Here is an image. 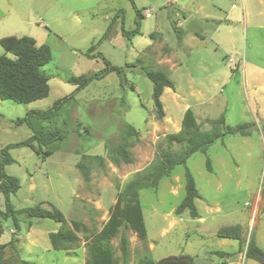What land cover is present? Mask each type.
Listing matches in <instances>:
<instances>
[{
  "label": "rangeland",
  "instance_id": "1",
  "mask_svg": "<svg viewBox=\"0 0 264 264\" xmlns=\"http://www.w3.org/2000/svg\"><path fill=\"white\" fill-rule=\"evenodd\" d=\"M133 2L144 16L141 34L131 41L145 39L152 47L132 49L121 35V23L127 30L134 28L136 12L130 0H71L70 7L79 9L81 22L48 24L55 33L46 43L51 60L41 69L49 77L47 97L31 103L0 100L1 149L31 135L25 124L14 123L16 118L31 109L45 110L56 99L69 95L75 87L68 77L90 75L104 66L100 57H89L88 53L100 52L111 64L123 67L120 74L111 72L91 81L51 122H42L43 128L57 129L63 135L53 144L56 150L51 155L41 158L29 147L14 148L9 152L15 161L4 168L19 180V189L9 196L13 207H57L67 221L79 222L82 230L77 232V246L68 252L51 248L48 233L59 227L51 219L22 215L18 229L10 217L0 219V243L12 238L14 244V248L6 244L0 264H83L84 238L100 229L126 184L161 152L180 150L178 143L169 146L166 137L180 129L182 114L191 106L202 130L210 129L211 120L224 114V124L234 127L247 123L250 134L227 133L186 160L200 195L195 199L199 218H190L187 211L174 213L184 194V165L175 166L155 189H140L146 237L141 239L122 226L110 241L115 255L119 256V237L124 234L130 242L129 264H138L145 256L154 264L182 260V254L192 260L198 257L195 264H225L223 257L213 252L233 247L232 243L236 247L237 242L215 232L235 223L243 226L245 239L256 235L264 250V0ZM205 16H225L227 20L206 21ZM177 22L184 35L185 45L180 48ZM55 29L61 34L56 35ZM190 30L202 34L204 41L194 38ZM92 45L96 46L90 50ZM2 54L12 57L5 51ZM158 54L175 64L174 69L170 63L162 65L174 87L160 97L164 112L170 115L161 119L155 116L152 83L141 70L164 69L157 64ZM209 96L212 99L206 101ZM125 122L134 126L135 133L125 132ZM125 135L133 161L115 164L111 160L113 147L123 142ZM206 158L211 160V171L205 167ZM80 160L89 166L88 183L76 167ZM4 208L0 191V210ZM242 257L237 264H259Z\"/></svg>",
  "mask_w": 264,
  "mask_h": 264
},
{
  "label": "trees",
  "instance_id": "2",
  "mask_svg": "<svg viewBox=\"0 0 264 264\" xmlns=\"http://www.w3.org/2000/svg\"><path fill=\"white\" fill-rule=\"evenodd\" d=\"M133 8L136 12L134 28L127 30L121 23V35L130 39L131 36L140 33L141 15L136 8L133 0ZM109 23L103 37L110 29ZM0 45L4 51L10 53L12 57L6 54L0 55V100H10L16 103H31L47 97L49 94V77L42 72V66L51 60V49L49 45L43 43L37 45L33 37L23 35L20 37L6 36L0 39ZM96 45H92L93 50ZM89 57H100L104 66L90 75L70 76L67 81L74 85V90L61 98L56 99L52 105L45 110L31 109L24 116L16 118V125L25 124L30 130L31 135L24 140L14 143H8L0 149V191L4 195L5 208L0 210V219L11 218L13 226L19 228V218L27 215L28 218H48L56 223L59 227L56 231L48 233V239L54 250H69L77 246L79 237L77 232L81 229L79 222L75 220L67 221L63 213L55 206L47 209L39 204L24 208L16 209L10 202V194H14L20 187L19 180L5 172V166L13 163L15 160L9 150L18 147H29L37 156L44 158L52 154L55 149L54 143L60 141L63 137L57 129L47 130L43 128L42 122L52 121L57 116L59 109L68 101L74 98V95L87 86L93 80H99L111 72L122 73L123 67L111 64L102 53L87 54ZM144 75L152 83L151 97L155 110V116L163 118L165 113L161 102L163 90L167 87L173 89L172 80L162 69H151L148 67L141 68ZM224 114L211 120V128L202 130L198 124L195 114L190 107H187L181 118L180 129L172 134L167 135L166 140L169 146L174 143L180 144V150H166L161 152L147 167L136 173V175L126 184L125 188L117 195L116 200L108 211L107 219L101 224L100 229L86 236V259L84 264H129V239L126 235L121 234L119 237L118 249L119 256L111 246V239L115 237L122 226L132 229L136 235L144 239L146 237V228L143 220L141 205L138 198L140 189H155L158 182L166 176H169L177 165H184L183 170V190L184 194L175 207L176 215L187 211L190 218H199V212L195 205V199L199 198V192L196 188L194 177L191 171L185 166L186 160L195 152H204L206 148L217 139H221L227 133L249 135V124L240 123L234 127L224 124ZM125 132L135 133L134 126L125 122ZM264 126V120H263ZM223 129V130H222ZM126 135L123 136V142L113 147L111 160L115 164L119 162L131 163L132 154L129 151ZM82 179L85 183L90 181V169L87 163L80 160L76 163ZM205 167L211 171V160L206 158ZM2 227L0 225V235ZM215 234L218 237L236 239L239 241V251L244 248L246 258L252 259L259 264H264V250L257 244L253 236L248 239L244 238L240 224L224 225L219 227ZM89 239V240H88ZM13 239L8 243L14 248ZM6 244L0 243V261L3 260V249ZM212 253V252H211ZM213 253L224 256L228 253L215 250ZM191 258L180 259L181 262L192 264ZM176 260L166 259L160 264L172 263ZM27 264V262H23ZM154 264L148 256L140 260L138 264Z\"/></svg>",
  "mask_w": 264,
  "mask_h": 264
},
{
  "label": "crops",
  "instance_id": "3",
  "mask_svg": "<svg viewBox=\"0 0 264 264\" xmlns=\"http://www.w3.org/2000/svg\"><path fill=\"white\" fill-rule=\"evenodd\" d=\"M70 3H71V0H0V39L3 37H6V36L20 37L23 35H27V36L33 37L35 40V43L37 45H40L43 43L49 44L50 34L55 33L54 31H51L48 28L49 23L57 22L58 20L61 21V24H65V25H68L69 22H71V23H80L81 22V16L79 13V9L71 8ZM181 7H183V6H181ZM179 9L180 8H177V11ZM183 9L185 10V8H183ZM179 12H180V10H179ZM182 16L184 17L183 20L185 21L186 20L185 16L184 15H182ZM205 17H206V21H209V20L210 21H215V20L218 21V20H225V19L227 20V18L225 16L222 18H220V17L217 18V17H212V16H205ZM245 24L248 25V19L247 18L245 19ZM178 25H179V23L177 22V37H178L177 38V46L180 48L181 46H184L185 44H184V40H183L184 35H182L181 30H178ZM57 32H58V34H56V35L61 34L59 31H57ZM190 32H191V34L194 35V38L199 39L200 41H204L203 40L204 36L202 34H198V32H196V30H194V31L190 30ZM139 34H141V31ZM139 34H136V35H139ZM133 36H135V35H133ZM133 36H131V37H133ZM128 41H129L130 47L132 49H134L135 47H141L143 45H147L148 47L153 46V43H150V42L147 43V41L145 39L138 42L136 40L131 41V38H130V39H128ZM3 51H4V49L0 45V54ZM158 57H159V60H158L159 63H157L158 65L162 66V65H165L164 63H170V69L175 68L174 61L170 60V58L168 56L162 57L160 54H158ZM158 69H162V68H158ZM162 70L164 72H166L165 68ZM164 91L171 93L173 91V89L167 87L163 90V92ZM193 94L194 93L192 92L191 95H193ZM200 95L204 97L203 94H200ZM210 97L211 96H209L208 99H205V100L210 101L212 99ZM197 101H199V100L194 99V102H197ZM187 106H188V104L185 105V108ZM164 113L166 114V116H170L167 112H164ZM237 224H239V223H237ZM199 225H201V224H199ZM241 227L243 228V226H241ZM243 235H244V233H243ZM222 238H225V237H222ZM254 238L257 242L256 235H254ZM226 239H231V238H226ZM231 240H235L237 242L236 247L232 243L231 246H233V247H226V248L221 247L219 249H216L218 251L228 253L227 255L222 256L225 264H237L240 256L241 257L243 256L242 258L245 257V255H244L245 246H243L242 250L239 251L240 250L239 249V247H240L239 241L236 239H231ZM257 244H258V242H257ZM69 250H64V251L68 252ZM179 257L180 258L182 257L184 259L187 256L185 254H182V255H179ZM172 258H177V256H174ZM246 259H249V258H246ZM197 260H198V257H194L192 260V264H195L196 263L195 261H197ZM84 262H83V264H84ZM241 262H242V259H241Z\"/></svg>",
  "mask_w": 264,
  "mask_h": 264
},
{
  "label": "flooded vegetation",
  "instance_id": "4",
  "mask_svg": "<svg viewBox=\"0 0 264 264\" xmlns=\"http://www.w3.org/2000/svg\"><path fill=\"white\" fill-rule=\"evenodd\" d=\"M167 264H186L185 262H181L180 260H176L172 263H167Z\"/></svg>",
  "mask_w": 264,
  "mask_h": 264
},
{
  "label": "built area",
  "instance_id": "5",
  "mask_svg": "<svg viewBox=\"0 0 264 264\" xmlns=\"http://www.w3.org/2000/svg\"><path fill=\"white\" fill-rule=\"evenodd\" d=\"M232 61V60H231Z\"/></svg>",
  "mask_w": 264,
  "mask_h": 264
}]
</instances>
